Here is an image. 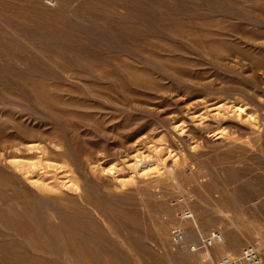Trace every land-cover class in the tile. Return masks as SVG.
<instances>
[{
  "label": "rangeland",
  "instance_id": "rangeland-1",
  "mask_svg": "<svg viewBox=\"0 0 264 264\" xmlns=\"http://www.w3.org/2000/svg\"><path fill=\"white\" fill-rule=\"evenodd\" d=\"M172 227L223 242L177 248ZM248 245L264 251V0H0V264Z\"/></svg>",
  "mask_w": 264,
  "mask_h": 264
},
{
  "label": "built area",
  "instance_id": "built-area-1",
  "mask_svg": "<svg viewBox=\"0 0 264 264\" xmlns=\"http://www.w3.org/2000/svg\"><path fill=\"white\" fill-rule=\"evenodd\" d=\"M190 213H184V217L189 218ZM171 244L177 248L187 249L192 252L206 251L211 246L222 241V236L218 231H212L209 235L200 238L194 243L187 241L186 233L181 227H172L169 231ZM207 264H262L260 253L252 246L248 245L232 256H223L216 260H211Z\"/></svg>",
  "mask_w": 264,
  "mask_h": 264
},
{
  "label": "bare ground",
  "instance_id": "bare-ground-1",
  "mask_svg": "<svg viewBox=\"0 0 264 264\" xmlns=\"http://www.w3.org/2000/svg\"><path fill=\"white\" fill-rule=\"evenodd\" d=\"M73 212V211H72ZM188 212V211H187ZM64 225V224H63ZM96 231V230H95ZM53 233V232H52ZM74 233V232H73ZM221 234V233H220ZM29 236V235H28ZM221 236H222V234H221ZM106 242V241H105ZM104 242V243H105ZM222 242H223V236H222V241L220 242V243H218L217 245H219V244H222ZM108 243V242H107ZM67 247V246H66ZM90 247V246H89ZM116 248H118V247H116ZM59 249V248H58ZM105 249V248H104ZM141 252V251H140ZM226 256H228V255H226ZM73 258V257H72ZM89 259H90V257H89ZM96 262V261H95ZM101 263V262H100ZM114 263V262H113Z\"/></svg>",
  "mask_w": 264,
  "mask_h": 264
},
{
  "label": "crops",
  "instance_id": "crops-1",
  "mask_svg": "<svg viewBox=\"0 0 264 264\" xmlns=\"http://www.w3.org/2000/svg\"><path fill=\"white\" fill-rule=\"evenodd\" d=\"M260 257L262 260V264H264V251L260 252Z\"/></svg>",
  "mask_w": 264,
  "mask_h": 264
}]
</instances>
